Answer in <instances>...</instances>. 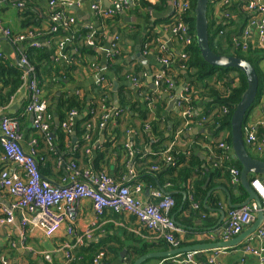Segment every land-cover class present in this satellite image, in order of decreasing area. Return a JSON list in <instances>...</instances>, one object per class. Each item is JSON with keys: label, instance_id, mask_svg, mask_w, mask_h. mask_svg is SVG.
Wrapping results in <instances>:
<instances>
[{"label": "crops", "instance_id": "0c3cea01", "mask_svg": "<svg viewBox=\"0 0 264 264\" xmlns=\"http://www.w3.org/2000/svg\"><path fill=\"white\" fill-rule=\"evenodd\" d=\"M50 1L51 0H29L28 4L25 5L24 2H18L17 0H0V59L6 62L9 61L15 67H19L17 59L19 58L20 60L21 54L27 51L30 44V40L14 42L5 36L3 33L4 30L10 31L13 35L27 34L29 31H41L44 38L42 40L40 39L41 47L46 48L47 51H52L56 48L51 58L59 68V74L56 76V83L54 80L51 81V93H55V95L58 96L68 93H77L82 96L85 95L86 99L89 101L91 99L90 91L92 87L97 84L110 87L112 93L109 102H100L103 113L101 117L102 122L100 119V126L94 119L90 122L91 124L87 123L86 128L89 130V133L84 136V139L87 142H91V138L93 137L92 132L94 133L96 130L94 136L96 141L81 151L80 156L76 154V150L79 147V138L74 132L76 122L80 116L75 117L70 132L65 130L62 124V129L67 135V139H65L66 151L58 150V147L53 143L54 140H58L56 136V129L58 126L55 120L59 121L58 118L54 119V122H52V124L54 123L53 130L50 124V145L54 152L52 156L47 154L45 164L49 166L43 165V175H41L44 179L53 184H62L67 178L68 173L70 174V170L67 171V167L70 166L71 163H74L72 161L76 156V159H78V163H76L77 167L81 170H91L94 173H106L117 183H124L133 187L141 185L142 192L137 197L143 203L153 202L152 193L155 191L170 194L171 192L167 191L171 188L169 184L165 185L162 190H153L151 186L147 185L144 177L152 171V167L150 166H153V164L158 161L155 159L153 146L159 139L149 134L150 142L147 143V145H144V141L140 140V145H143V147L145 146L144 155H142L143 157H141L137 163L135 161L137 158V156L135 157L137 151L133 150L130 145L133 138L139 136L136 132L142 120L139 118L138 113H134L133 111H131L132 113L129 111L124 112L120 109L118 91H122V94L128 97V91H131L134 99L138 102L139 96L137 95V91L141 84L131 76L136 75L138 79H144L145 83L141 82L142 86H145L147 89H152L151 84L155 86L156 78L165 74V67L160 62V57L156 49H150L147 54H144V42L147 37L151 35L155 36L157 45L165 44L172 57H174L172 58V60H174V66L176 61L182 56L184 52L183 42L180 38L178 39L172 34V28L175 25L173 21L175 15L172 5L173 0H168L165 10L159 12L153 11V9H147L146 6L142 4V0H130L127 4L123 3V0H100L98 4L100 10L102 9L104 12H113L110 17L106 18H101L93 10V0H58V3L64 1L70 3L67 7L57 5V8L64 10L69 17L75 20V24L71 27L70 36L65 39L64 58L58 56V46L63 40V35L60 34L58 36L48 37V31L51 25ZM144 1L153 3L151 0ZM233 1L235 0H211L210 7L214 18L220 19L222 16V6L224 4L230 6L229 3ZM262 1L264 2V0ZM20 3L24 4V6L19 7L18 5ZM24 9L27 12L25 14H23ZM108 21L114 24L108 23ZM250 33L249 38L254 44L260 45V35L257 29L255 27L252 28ZM115 37L119 39L117 44V59L111 54V46ZM66 63L71 66V76L61 78L60 75L63 73ZM112 63L119 65V72L111 70L112 65L110 64ZM29 68H31L33 72H30L29 76L25 73V82L12 98L9 107L0 109V123L1 119L5 117L16 118L19 122V132L21 133L20 137L23 148L27 152H29L31 148L36 149V158L39 162V150L37 149V138L35 136H40L45 144L46 142L42 136L43 133L37 132L34 128L33 115L25 111V107L31 97L30 81L31 79H36L35 69L32 66H29ZM259 70L260 81L263 83V90L260 92V98L255 101L253 107L250 109L243 127L254 129L257 136L260 134L259 128H264V61L260 64ZM125 74H129L130 77L121 80L120 77ZM171 74L170 81L173 84V88L170 90L167 89L162 94V97L166 95V99H163L168 101V105L177 95L178 89L189 85L192 81L190 78L184 77L187 75V72L182 69L176 68V71L173 70ZM233 76H235V74H233L232 77ZM193 81L196 80L194 79ZM238 81L239 78L236 77L235 82ZM36 82L37 84L39 83L37 79ZM114 82H117L116 92H114ZM217 82L218 78L216 77L204 83L201 81L196 82V86L198 87V90H196L197 94H195L198 103L196 114L203 112L202 110L205 108L204 105L213 101L211 93L204 88V85H209L210 87L214 86L220 89V82ZM40 90L42 92L41 97L47 102L48 106V100L45 98L46 92L41 88ZM152 90L156 92L155 89ZM168 109L169 106L165 111V115L173 113L174 117H179L182 121L179 111H169ZM119 111L120 115L115 116L114 114H117ZM85 114L87 113L85 112ZM46 116L50 119L47 113ZM105 116L106 118L104 119ZM118 118L123 119V130L126 129L128 125L132 127V129L127 131L129 137L126 139L125 143L130 146L131 149L129 151H133V156L130 155L129 151L127 156L124 152L118 153L114 150V148L122 142V139L117 136L114 138L110 137L111 131L116 127V120ZM150 119L152 120L153 116H151ZM170 122L174 125L173 121H169V123ZM107 128L109 131H107ZM178 133L175 134L172 142L167 145L168 148L169 145L173 143V146L171 145L166 152H168L169 149L171 151L172 147L178 150L181 155L184 154L188 157L193 155L197 158L196 167L193 169V177L188 181L187 186L184 184L183 189L180 188L172 191L174 195H181L183 200L181 208L172 217L175 223L177 222L176 225L182 230V232L177 235L180 238H178V240H183L185 245L180 248H187L201 243L220 242L219 232L225 225L229 211L233 209L231 206L242 205L248 200V195L241 201L240 199L239 201L236 200L242 193V188L239 189V187L242 186L238 184L236 188L234 187L236 185L233 184L231 180L232 174L230 172L233 167L225 165V161L227 160L223 158L224 154L229 155L228 161L234 160L231 157L233 153L232 145L230 148L228 147V150L222 152V156L219 157L221 154L220 150H222L220 144L224 143L223 139L228 134L227 130L219 131V127L213 129L208 127V124L205 125V123L202 124L198 122L184 131V133ZM32 143H36V145ZM107 143H111L112 148L105 149L103 146ZM253 148L255 150H249L250 155L254 152L255 156L264 157L263 153L259 152L255 146H253ZM100 151H106L108 156L102 161V166L96 167L98 153ZM2 152L0 144V174L5 169L16 170L14 166L5 164L1 161ZM61 161L62 165L59 164ZM143 161H147L145 164L147 166L146 168L150 167L151 170L149 169L147 170V174L141 175L139 168L143 167L139 162ZM182 163H179L178 170L186 168L185 166L188 164V159L185 158ZM217 168L221 170V174L213 172L217 170ZM226 174L230 176L227 175L228 179L226 178ZM77 178L80 179V177ZM262 179L264 180V178ZM195 182H198L201 185L202 191L205 192L206 196L202 201V205L209 214L207 216L204 212H201L200 209L198 212H195L193 225H186L188 226L186 227L181 220L183 218L191 219V212L195 209H199L200 205V203H198V205L193 201ZM216 201L218 205L216 204L215 206ZM186 202L189 203V209H184ZM12 204L13 199L11 196L0 189V211L9 208ZM195 205H198V207L196 208ZM220 210H223V214L220 213ZM26 216L29 219L33 217L31 214ZM208 218H213L212 220L217 223L216 226L201 231V228L207 222ZM68 226L69 223H66L57 234L51 238H47L40 229L34 228L31 225L23 229L22 214L15 212L14 225H0V264H47L52 262L55 256L61 264H67L65 262V252H67L69 248L65 245L68 244V246H71V250L75 246L80 245L78 243V237L85 235L88 230H92L93 234L90 241L95 243L108 241L112 245L123 246L117 260L109 263L104 262V258L102 257L100 264H128L127 260L129 253L142 246L135 243L133 240L139 238L145 240L147 243L153 244L160 239L157 232L146 229V227L134 217L125 214H117L112 211L105 213L102 217H98L93 210L91 202L88 200H84L78 209V214L74 221V234L71 236L67 235ZM249 228L251 227L246 228L245 231ZM257 231L248 236L246 240L238 246L230 248L225 253L219 255L217 261L221 264H240L242 260L245 261V264H264V242L258 240ZM113 238H115V240L112 241ZM248 247L256 250L259 256L245 254V250ZM122 252H125L123 257H121ZM151 253L160 252L155 251ZM47 255L50 256L51 261L46 259ZM214 255V251L199 252L194 255L193 260L197 264H207L209 258ZM137 259H135L134 263ZM143 264L173 263L165 259H152Z\"/></svg>", "mask_w": 264, "mask_h": 264}, {"label": "trees", "instance_id": "16d2710c", "mask_svg": "<svg viewBox=\"0 0 264 264\" xmlns=\"http://www.w3.org/2000/svg\"><path fill=\"white\" fill-rule=\"evenodd\" d=\"M18 2H24L25 5L28 4L29 0H17ZM168 0H158L156 3H149L147 1L142 0V4L146 6L147 9L159 12L163 11L166 8ZM249 0H235L231 3H229L230 6L223 5L222 6V16L220 19H215L211 7L209 6L208 11V31H209V43L210 47L213 52H215L218 55L221 56H233L242 60H245L249 62L257 71L258 77H259V91L257 99L260 98L262 88V82L260 81V70L259 66L264 61V48H262L260 45L254 44V42L249 39L248 42V48L243 49L242 43L243 38L242 35L244 33V30L246 29L249 21L252 18V15L247 11L246 7ZM228 4V3H226ZM211 5V4H210ZM189 11L182 13V14H175L174 19H182L188 26L189 34L193 39V44L184 47V51L187 53V58L180 57L174 66V60L168 65L165 66V78L161 81L159 86V92H154L152 89H147L145 86H142V83L144 82V79H138L137 76H131L134 77L138 81V83L141 84L139 86L137 95L139 96L138 102L134 99L133 93L131 91H128L129 97L125 94H122V91H118V97L120 102V109H122L124 112L133 111L134 113L139 114V118L142 120L141 125L137 129V132L139 136L133 138L131 142V147L133 150L137 151L135 157L136 162L140 160L142 155H144V147L143 145H140V140L144 141V145H147V143L150 142L149 134H152L155 136L156 139H159L158 142L153 146L155 159L158 161L153 164V166L150 167H158V170H152L147 174V170L150 169L146 168L145 165L147 161L139 162L143 168H139V171L141 172V175L147 174L144 179L147 182L148 186H151L153 190H162L165 185L169 184L171 188H169L167 191L171 192L170 195L173 197L175 201V206L170 212L171 217L176 214L179 209L181 208L183 204V200L181 195H174L172 191L183 189V185L187 186L188 181L192 179L193 177V169L196 167L197 158L191 155V157L185 156L184 154H180L178 150L175 148L173 149L171 147V151L169 153L166 152V150L172 145L173 143L169 145L167 148V145L172 142L175 134L178 132L184 133L187 129L185 128V119L182 117V108H178L179 114L182 118V121L179 119V117H174V114H168L165 115V111L168 107V101L163 99V93L167 89L170 90V75L173 70L176 71V68L182 69L187 72V75L184 77L190 78L192 81L189 84L191 90L195 94L196 90H198V87L196 86V82H206L207 80H212L214 77L218 78V82H220V89L216 88L214 86L210 87L209 85H204L206 90H209L211 93V96L213 98V101L205 104V108L202 110L203 112L196 114V110L198 108V103L195 98V94L192 97V103L191 106L194 110V124L199 123H205L208 124V127L216 129L219 127V131L227 130V136L223 139L224 144L227 145L229 148L231 147V118L232 114L235 111L238 103L240 102L243 94L245 93L247 89V82L245 79V76L243 72L237 69H222L219 67H214L209 64H207L201 54L200 51L196 45L195 42V16H194V10L196 6V0H190L189 2ZM25 9L23 10V14L27 13ZM22 14V15H23ZM225 15H228V17H225ZM175 21V20H174ZM108 23H113L108 21ZM114 24V23H113ZM41 32V31H40ZM49 35L48 37L52 36H58L63 35V39L70 36L71 31H63L60 30L57 34L50 33L49 29ZM42 33V32H41ZM16 35V34H14ZM241 37L240 40H237ZM43 38V33L41 40ZM235 39L240 42V46L235 47L234 41ZM145 44H150L152 47H157V39L155 36H149L145 39ZM55 49L52 51H47L46 48L40 47L38 49H32L28 48L27 51L24 53L26 55L28 64L32 66L35 69V78L39 81V87L46 92V99L48 100V106H47V114L50 116V119H48L47 122L51 124L52 130L54 129V122L55 118H58L60 121V125L56 129V136L58 140H54L53 143L56 147H58V150L60 151H66L65 148V139H67V135L62 129V124L65 122L72 111H77L78 116H80L76 122L74 132L77 134V137L79 138V147L76 150V154L80 156V152L83 151L85 148L89 147L92 143H94L96 140L94 139V136L96 134V130L94 133L92 132L93 137L91 138V142H87L84 139V136L89 133V130L86 128L87 123H90L92 119L98 122L99 126L102 122V110L100 107V102L107 101L109 102L110 95L112 93L111 88L104 86L102 84L94 85L90 91L91 99L88 101L86 99V96H82L77 93H68L63 95H55V93H51V81L54 80L56 83V76L59 74V68L55 64V61H52L51 56L55 53ZM94 53V52H93ZM115 59L118 57L114 55ZM111 70H115V72H119V65L116 63L110 64ZM64 71L60 75L61 78H65L68 76H71V66H69L67 63L64 66ZM110 69V68H109ZM235 74V76L232 77V75ZM128 75V76H127ZM127 76V77H126ZM129 74H125L124 76L120 77L121 80L125 78H129ZM236 77L239 78L238 82H235ZM196 81H193V80ZM25 82V71L22 70L19 67H15L13 64H11L9 61L6 62L3 59H0V109L9 107L12 98L15 96V94L18 92L20 87ZM217 82V83H218ZM223 108L227 109V113L223 112ZM85 112L87 114H85ZM120 115V111L118 116ZM151 116H153V119L151 120ZM101 119V122H100ZM205 119V120H203ZM122 120L118 118L116 120V127L111 131L110 137L114 138L117 136L118 138L122 139V142L119 143L118 146L114 148L118 153L124 152L128 156V151L131 148H128L125 141L129 137L127 134V131L132 129L131 126H126V129L123 130L122 128ZM169 121H173L174 125L172 127L170 136L168 138L165 137L169 125ZM184 124V127H183ZM146 125H148L150 128L146 129ZM191 125L190 127H192ZM20 128V127H19ZM189 129V128H188ZM19 131V130H18ZM37 131V130H36ZM107 131L109 129L107 128ZM38 132V131H37ZM258 136L259 138L264 137V128H259ZM19 134H21L19 132ZM42 134V133H41ZM46 144L40 138V136L36 135L37 138V149L39 150L38 154V166L39 171L41 174L43 173V165L45 164V159H47V154L52 156L54 150L51 148V141L49 142L47 140V136L45 134H42ZM39 139V140H38ZM124 140V141H123ZM39 141V142H38ZM40 144V145H39ZM105 149L112 148L111 143H107L103 146ZM222 156V151L220 150ZM140 152V153H138ZM141 154V155H140ZM163 154V155H162ZM171 156L173 161L176 162L175 165H169L165 162L166 156ZM251 155L254 158H259L261 160H264V157H257L251 153ZM108 154L106 151L99 152L98 158L96 162V167L102 166V161L107 158ZM149 156V155H145ZM77 157L73 158L74 163H78L76 159ZM148 158V157H146ZM188 159V164L185 166L186 168H182L178 170L179 163L183 160ZM149 159V158H148ZM146 160V159H144ZM225 161V165H228L230 167H235L238 169H241V166L239 162L235 160H229V157H227ZM38 161V160H37ZM134 161V164H135ZM49 163V162H47ZM138 163V162H137ZM50 164V163H49ZM133 164V166H134ZM183 164V163H182ZM51 165V164H50ZM45 166H49L48 164ZM151 168V169H152ZM150 169V170H151ZM226 169V168H225ZM217 174H221V170L217 168V170L213 171ZM229 174V172H228ZM226 174V178L228 179ZM43 175V174H42ZM216 175V174H215ZM229 176V175H228ZM230 177V176H229ZM232 179V178H231ZM201 185L198 182H195L194 184V192L193 195V201L197 204L200 203L199 209H195L191 212V219L183 218L181 222L186 225H193V219L195 216V212H198L201 209V212H204L207 216L209 212L204 208L202 205V201L205 198V192L202 191ZM242 187H239V189ZM241 195L236 198L237 201L243 200L247 197L246 191L242 188L241 189ZM217 200V199H216ZM216 204L218 205V202L216 201ZM184 209H189V203L186 202ZM213 218H208L207 222L204 224V226L201 228V231H205L208 228H214L216 226V222L212 220ZM188 227V226H186ZM158 235V234H157ZM161 239H158L153 244L145 242V240L136 238L133 240L135 243L142 245L141 248H137L135 251H131L128 256V264H134L135 259L138 257H141L142 255L151 253V252H167L169 250H172L173 247L171 244H169L164 238L159 237ZM178 235H176V240H178ZM180 239V238H179ZM115 240V238L112 239V241ZM145 243V244H144ZM185 243L183 240L180 241V247H183ZM123 246H115L110 244L108 241L103 242H93L90 240H87L85 244L83 245H77L75 246L70 252H71V260L68 262V264H94V260L103 253V261L104 262H113L119 258V253L122 251ZM61 264V262L56 258V256L53 258L52 262L47 264Z\"/></svg>", "mask_w": 264, "mask_h": 264}, {"label": "built area", "instance_id": "2783aa9c", "mask_svg": "<svg viewBox=\"0 0 264 264\" xmlns=\"http://www.w3.org/2000/svg\"><path fill=\"white\" fill-rule=\"evenodd\" d=\"M57 1L58 0H51L49 3L51 9L50 33L57 34L60 30L71 31V27L75 24V20L69 17L64 10L57 8V5L67 7L70 3L67 1L58 3ZM93 1L94 4L92 8L101 18L110 17L113 14L112 11L104 12L102 9L100 10L98 5L100 0ZM129 1L130 0H123V3L127 4ZM151 1L154 3L158 0ZM189 2L190 0H173L172 5L175 14L180 15L189 11ZM18 6L22 7L24 4L20 3ZM246 9L252 15V18L242 35V48H248L250 32L254 27L260 35V46L264 48V2L262 0H249ZM225 17H228V15H225ZM174 20L175 25L172 28V34L178 39L180 38L185 48L192 45L193 39L189 34L187 24L181 18ZM3 33L14 42L30 40L29 48L38 49L41 47L40 39L42 33H40V31H29L27 34L22 35H13L8 30H4ZM65 39H63L58 46V56L62 58L65 56ZM240 39L241 37L237 40ZM237 40L235 39L234 41L235 47L238 45L240 46V42ZM118 41V37H115L111 46L112 55L117 54ZM143 49L144 54H147L150 49H156L163 66H168L172 62V58H174L165 44H158L157 47L145 44ZM181 57L187 58V53L184 51ZM19 62L22 66L28 68V71H25V73L29 76L30 72L32 73L33 71L29 68L30 65L28 64L25 54H21ZM164 78V75H160L156 78V92H158L160 83ZM30 85L31 97L25 107V111L33 115L34 128L38 132L45 134L48 140L51 141L50 124L47 122L49 118L46 116L47 102L41 97L42 92L36 79H31ZM172 88L173 84L171 83L170 89ZM194 94L190 86L187 85L176 105L178 108H182V117L185 119L186 129L194 124V110L191 106ZM223 112L227 113L228 111L226 108H223ZM118 114L119 112L114 115L118 116ZM77 116L78 114L76 111L71 112L68 119L63 123L65 130L71 131L74 119ZM105 118L106 116L104 119ZM0 129V144L3 151L1 161L16 168V170L5 169L0 174V189L8 193L13 199V204L9 208L0 211V225H14L15 212H18L22 214L23 229L31 225L34 228L40 229L47 238H51L57 234L63 225L69 223L67 235L71 236L74 234V221L78 214V209L84 200H88L91 202L93 210L98 217L104 216L105 213L109 211L134 217L141 222L146 229L157 232L158 237L164 238L172 245L173 249L180 248V241H177L175 238L182 230L176 225L170 215V212L175 206V201L170 194L155 191L152 193L154 201L143 203L137 197L142 192L141 185L133 187L124 183H117L106 173H94L91 170H81L77 167L76 163H71V165L67 167V171L70 170V174L68 173L67 178L62 184H53L44 179L39 171L36 149L31 148L30 151L27 152L23 148L18 131V120L13 117H5L1 119ZM243 137L244 144L248 150L254 149L253 146H255V148L264 155V137L258 138L254 129L248 127L243 128ZM32 144L36 145V143ZM127 147L130 148L129 145H127ZM220 148L223 150L222 152L228 150V146L224 143L220 144ZM169 152L170 149L167 153ZM129 153L131 156L134 155L133 151H129ZM227 157H229V155L224 154L223 158L225 160ZM165 162L169 165L176 164L169 155L166 156ZM59 164L62 165V161ZM152 170L156 171L158 167H153ZM230 172L232 174L233 184L238 185L240 183L241 170L233 167ZM77 177H80V179ZM250 185L260 199L261 208H259L255 202H250L239 208L231 209L228 213L225 225L219 232L222 242L230 241L242 234L246 228L251 227L255 223L259 212H262L264 217V180L255 176L251 179ZM195 207L197 208L198 205H195ZM28 214L33 215V217L29 219L26 216ZM92 235V230H88L85 235L78 237V243L80 245L85 244L87 240L92 239ZM257 238L264 242V219L258 228ZM65 246L69 248V250L65 252V262L68 264L71 260V246H68V244ZM227 250L228 249L215 250V255L209 258L207 264H221L217 261V257ZM197 253L199 252H188L185 253V255L180 254L173 256L169 260L173 264H197L193 260L194 255ZM245 254L259 256L258 252L251 247L245 250ZM102 257L103 254H100L94 260V264H100ZM46 259L51 261L49 255L46 256ZM240 264H245V261L242 260Z\"/></svg>", "mask_w": 264, "mask_h": 264}, {"label": "water", "instance_id": "95a60500", "mask_svg": "<svg viewBox=\"0 0 264 264\" xmlns=\"http://www.w3.org/2000/svg\"><path fill=\"white\" fill-rule=\"evenodd\" d=\"M211 0H196V6L194 10L195 16V42L200 51L203 60L214 67H219L222 69H237L243 72L246 82L247 89L243 94L240 102L238 103L235 111L231 118V145L233 153L231 157L239 162L241 166L240 173V185L246 191L248 195V200L242 205H232L231 207L239 208L241 206L247 205L250 202H255L259 208H261V202L259 197L251 188V178L253 176H259L264 178V160L256 159L252 157L249 153L248 148L244 144L243 137V127L247 120L250 109L253 107L255 100L259 91V77L256 69L247 61L233 57V56H221L212 51L209 43V31H208V11ZM19 67L28 71V68L22 66L17 59ZM152 81V80H151ZM114 92L117 91V82H114ZM186 86L180 87L177 91L175 98L169 102V111H179L176 104L179 101V97L182 94ZM151 88L155 89V86L151 84ZM116 98V96H115ZM166 99V95L164 97ZM57 126H59V121L55 120ZM172 122L169 123L168 132L165 135L166 138L170 136L172 130ZM235 188L237 187L234 186ZM223 214V210H220ZM174 220V218H172ZM264 217L262 212L258 213L255 223L247 231H244L239 236L225 242H215V243H201L195 244L194 246L180 249H172L167 252L160 253H148L139 257L134 264H143L152 259H169L173 256L185 254L188 252H207L215 251L217 249H230L238 246L243 241L246 240L248 236L256 232L261 225ZM175 221V220H174ZM177 223V222H176ZM220 224V223H219ZM201 234V233H200ZM203 235V234H201ZM125 255L122 252L121 257Z\"/></svg>", "mask_w": 264, "mask_h": 264}, {"label": "rangeland", "instance_id": "374dc122", "mask_svg": "<svg viewBox=\"0 0 264 264\" xmlns=\"http://www.w3.org/2000/svg\"><path fill=\"white\" fill-rule=\"evenodd\" d=\"M149 128H150V127H149L148 125H146V129H149ZM252 154L255 155L254 152H252ZM256 155H258V154H256ZM258 156H259V155H258Z\"/></svg>", "mask_w": 264, "mask_h": 264}, {"label": "clouds", "instance_id": "9594fccd", "mask_svg": "<svg viewBox=\"0 0 264 264\" xmlns=\"http://www.w3.org/2000/svg\"><path fill=\"white\" fill-rule=\"evenodd\" d=\"M240 170H241V169H240ZM253 177H255V176H253ZM253 177H252V178H253ZM231 178H232V177H231ZM252 178H251V179H252ZM231 180H232V179H231ZM239 184H240V183H239ZM221 242H222V241H221ZM169 259H170V258H169ZM169 259H165V260H169Z\"/></svg>", "mask_w": 264, "mask_h": 264}]
</instances>
